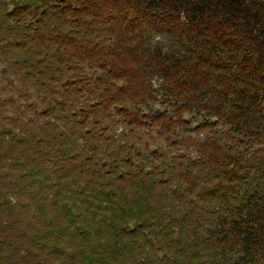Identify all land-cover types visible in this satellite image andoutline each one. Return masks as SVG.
Listing matches in <instances>:
<instances>
[{
  "label": "trees",
  "instance_id": "trees-1",
  "mask_svg": "<svg viewBox=\"0 0 264 264\" xmlns=\"http://www.w3.org/2000/svg\"><path fill=\"white\" fill-rule=\"evenodd\" d=\"M0 264H264V0H0Z\"/></svg>",
  "mask_w": 264,
  "mask_h": 264
}]
</instances>
